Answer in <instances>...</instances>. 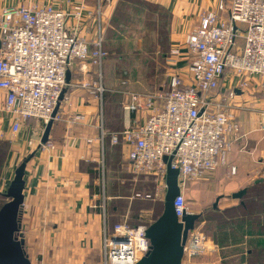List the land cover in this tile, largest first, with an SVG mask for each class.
Listing matches in <instances>:
<instances>
[{"label":"crops","instance_id":"1","mask_svg":"<svg viewBox=\"0 0 264 264\" xmlns=\"http://www.w3.org/2000/svg\"><path fill=\"white\" fill-rule=\"evenodd\" d=\"M63 1L0 0V10L33 2L67 9ZM218 1L99 0L100 15L95 13L98 0L86 1L94 18L81 25V35L95 41L100 33L107 56L98 68L77 64L66 73L48 140L54 150L41 147L26 165L19 221L32 264H100L104 228L154 221L143 222L148 210L136 198L151 181L134 180L119 135L128 122L142 123L145 116L128 113L124 106L130 94L164 92L174 74L188 84L192 56L185 38ZM236 83L223 78L218 96ZM83 84L100 85L103 91ZM3 97L0 92V102ZM230 104L237 131L226 136V165L184 187L185 198L197 197L191 213L200 215L198 222L205 223L207 212L217 218L214 236L206 237L209 251L190 264H264V93L250 97L235 89ZM42 134L37 122L29 121L12 135L9 121L0 117V194L7 190L17 158L30 154ZM112 134L118 135L116 143ZM242 190L240 199L233 197ZM153 202L163 206L161 200Z\"/></svg>","mask_w":264,"mask_h":264},{"label":"built area","instance_id":"2","mask_svg":"<svg viewBox=\"0 0 264 264\" xmlns=\"http://www.w3.org/2000/svg\"><path fill=\"white\" fill-rule=\"evenodd\" d=\"M86 1H63L67 9L33 2L0 10V92L4 95L0 117L9 121L12 135L29 121L44 131L66 85V73L77 64L98 68L106 58L100 33L95 41L81 35V25L94 18ZM95 13L101 14L99 0ZM185 48L192 56L188 84L174 74L164 92L130 94L124 110L144 115V121L132 120L119 133L131 175L155 185L154 200L164 199L166 163L172 157L170 166L178 171L179 186L173 208L179 221L192 214L185 201V184L226 165V136L237 131L230 104L235 89L250 97L264 93V0H219L186 36ZM223 78L237 83L220 97ZM83 86L94 87L99 94L103 91L100 85ZM117 139L118 135H111L113 143ZM41 147L54 150L49 141ZM136 198L151 196L137 194ZM148 226L124 222L111 230L104 228L100 264H136L149 251L144 236ZM208 251L194 228L183 247L182 264Z\"/></svg>","mask_w":264,"mask_h":264},{"label":"water","instance_id":"3","mask_svg":"<svg viewBox=\"0 0 264 264\" xmlns=\"http://www.w3.org/2000/svg\"><path fill=\"white\" fill-rule=\"evenodd\" d=\"M68 76V75H67ZM64 91L61 92L51 120L46 124L36 148L25 157L13 172V177L4 193L6 202L0 206V264H32L25 251L19 221L24 200V175L27 163L34 157L37 150L49 140ZM172 157L166 163V192L163 199L161 214L145 230L144 236L149 242V251L136 264H182L183 247L188 233L198 222L200 215H183L178 220L174 213L173 202L179 195L178 171L170 166ZM245 190L233 197L240 199Z\"/></svg>","mask_w":264,"mask_h":264},{"label":"rangeland","instance_id":"4","mask_svg":"<svg viewBox=\"0 0 264 264\" xmlns=\"http://www.w3.org/2000/svg\"><path fill=\"white\" fill-rule=\"evenodd\" d=\"M29 155L28 154H24L23 156H20L17 158L16 160V165H15V169L16 167L19 165V163ZM0 161H1V158H0ZM147 182L148 185L146 187V185H144V195H149L150 192H153L152 190H154L153 188L155 187V185L152 183V182H148V181H145ZM149 183H151L154 187H151L149 185ZM135 198V197H134ZM139 200H142L143 201V205L141 206H145L146 209L148 210L145 214L142 215L141 218H143V222L144 223H149L151 222L152 220L155 221V218H157L161 212H162V205L161 203H154V198L153 196L148 200V199H144V198H138ZM185 201H186V205L187 207H189V210L190 211H193L192 209L194 207H196L197 205V197L195 196V193H192L191 196H189L188 198H185ZM6 202V200L4 199H0V204L1 203H4ZM195 209V208H194ZM140 217V216H139ZM204 220H205V223L203 224V222H197L196 225H195V229L198 230V233L203 236L205 242H207V238H212L214 235L213 233V230L215 229V225H216V221H217V218H215V216L213 214H210V212H207L205 214V217H204Z\"/></svg>","mask_w":264,"mask_h":264},{"label":"trees","instance_id":"5","mask_svg":"<svg viewBox=\"0 0 264 264\" xmlns=\"http://www.w3.org/2000/svg\"><path fill=\"white\" fill-rule=\"evenodd\" d=\"M54 124V123H53ZM1 158V157H0ZM0 199H5V197H4V195L3 194H0ZM6 200V199H5ZM3 203H1V205H2Z\"/></svg>","mask_w":264,"mask_h":264}]
</instances>
